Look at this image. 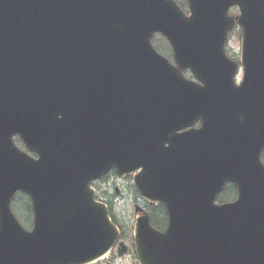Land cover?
<instances>
[{
  "label": "water",
  "instance_id": "obj_1",
  "mask_svg": "<svg viewBox=\"0 0 264 264\" xmlns=\"http://www.w3.org/2000/svg\"><path fill=\"white\" fill-rule=\"evenodd\" d=\"M188 2L189 17L171 0H0V264L109 254L120 233L90 185L111 170L137 173L141 197L168 210L165 233L137 219L140 264H264V0ZM236 21L240 86L225 54ZM228 183L238 200L218 206Z\"/></svg>",
  "mask_w": 264,
  "mask_h": 264
},
{
  "label": "rangeland",
  "instance_id": "obj_2",
  "mask_svg": "<svg viewBox=\"0 0 264 264\" xmlns=\"http://www.w3.org/2000/svg\"><path fill=\"white\" fill-rule=\"evenodd\" d=\"M231 15L234 18H237L239 15L238 10H233ZM239 31L236 30L230 37L227 46V50L229 54L238 62L241 61V54H242V40L239 37ZM154 42L156 45L162 49L163 52H169L168 49H165L166 44L162 41L160 36H156L154 38ZM165 55V54H164ZM166 57H170L171 54L165 55ZM190 78L191 75H188ZM242 72H240L238 76V83L242 81ZM97 196L99 199L108 203V207L111 210L112 214L116 217V220L119 224L127 229L129 236H131L134 223L137 217V213L135 208L137 206L146 209L149 213L154 214L155 212L153 209L155 207H150L148 204L144 203L140 196L136 194L134 185H133V176L123 178V177H116L110 179L106 183L96 184ZM18 210V215L21 217V221L26 227L28 231L32 229V217L28 210L29 200L26 199L23 195H19L16 200L14 201V209ZM15 209V210H16ZM163 217V216H161ZM164 218V217H163ZM128 246L131 248V241H128ZM111 258V255H108L104 258V260L100 261L98 264H104ZM117 264H137L136 258L133 255H128L123 259H120Z\"/></svg>",
  "mask_w": 264,
  "mask_h": 264
},
{
  "label": "trees",
  "instance_id": "obj_3",
  "mask_svg": "<svg viewBox=\"0 0 264 264\" xmlns=\"http://www.w3.org/2000/svg\"><path fill=\"white\" fill-rule=\"evenodd\" d=\"M178 5L184 10L187 11L188 10V3L186 2V0H175ZM241 33H239L240 36ZM21 146V144H19ZM237 194V188L233 185H228L226 187V189L224 190V192L222 193V195L218 198V202L223 204L226 202H229L231 200H233L235 198V195ZM26 199H28V196L23 195ZM29 206H30V202H29ZM150 207H154V206H150ZM16 209V207H15ZM15 213L18 212L17 209L15 210ZM153 211L155 212L154 214L151 213V221H152V225L158 229V230H163L164 227L166 226V222H167V212L165 209L164 205H161L159 207H155L153 209ZM28 213L31 215L32 214V209L29 208ZM110 216L114 222L115 225L119 226L118 222L116 221L114 215L112 213H110ZM163 216V217H161ZM122 230V238L125 240L126 239V233L127 231L124 228H121Z\"/></svg>",
  "mask_w": 264,
  "mask_h": 264
},
{
  "label": "flooded vegetation",
  "instance_id": "obj_4",
  "mask_svg": "<svg viewBox=\"0 0 264 264\" xmlns=\"http://www.w3.org/2000/svg\"><path fill=\"white\" fill-rule=\"evenodd\" d=\"M232 58H233V57H232ZM262 156H264V152H263ZM114 177H117V175H116L114 172L109 173V175H108V178H109V179H112V178H114ZM107 181H108V180H107ZM237 199H238V194L235 195V198H234L231 202H235ZM167 222H168V219H167ZM167 222H166V223H167ZM129 254H133V252H132V251H128V252H127V255H129ZM127 255H126V256H127ZM126 256H125V257H126ZM119 260H120L119 250H118V248L116 247V248L114 249V251L112 252L111 259H110L107 263H104V264H117Z\"/></svg>",
  "mask_w": 264,
  "mask_h": 264
}]
</instances>
